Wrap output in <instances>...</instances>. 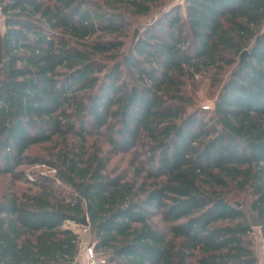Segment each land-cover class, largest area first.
Instances as JSON below:
<instances>
[{"label": "trees", "instance_id": "obj_1", "mask_svg": "<svg viewBox=\"0 0 264 264\" xmlns=\"http://www.w3.org/2000/svg\"><path fill=\"white\" fill-rule=\"evenodd\" d=\"M184 1L127 43L122 9L146 16L153 0H0V175L54 170L0 198V264H74L65 223L84 219L108 264H257L264 0ZM232 66L213 111H190L185 80ZM116 155L128 171L109 169Z\"/></svg>", "mask_w": 264, "mask_h": 264}, {"label": "rangeland", "instance_id": "obj_2", "mask_svg": "<svg viewBox=\"0 0 264 264\" xmlns=\"http://www.w3.org/2000/svg\"><path fill=\"white\" fill-rule=\"evenodd\" d=\"M152 11L149 15H133L131 10L122 9L125 13L126 18L131 23L126 29V35H121L120 40L123 39L127 43L131 41H137L140 37L145 35L149 25L154 23L162 14L171 12L176 7L179 9L181 15L185 14V1L184 0H153ZM0 29L4 31V16L0 11ZM243 53L236 57L237 64H241V57ZM232 67H225L223 69H209L196 77L185 80L184 94L186 100L190 101L188 109L195 111L197 109L205 112H212L214 103L222 89L223 85L227 82ZM206 106H210V110H205ZM96 139H90L89 145L95 144ZM57 145L46 144L37 146L28 151V154L39 158H49L50 154L54 152ZM105 151L108 147L104 146ZM109 163V169H116L118 172L128 171L130 166V156L116 155L111 156ZM20 171L24 172L26 179H15L9 175H0V198L8 194L22 195L23 193H30L37 191V187L34 184L38 177L52 176L54 172L43 165L24 164L19 168ZM58 186H61L57 183ZM66 192L68 188H62ZM242 201V198L238 199ZM253 213L248 211L250 217ZM154 222L158 224L160 228H166L167 225L160 222L159 217L154 218ZM65 227L74 229L80 234V251L74 264H108L106 263V255L104 253L95 251V241L90 231L86 226L74 223H65ZM249 238L253 242L255 254L257 257V264H264V239L261 233V227H253L252 232L249 234ZM89 251H93L95 259L90 261L87 258Z\"/></svg>", "mask_w": 264, "mask_h": 264}, {"label": "water", "instance_id": "obj_3", "mask_svg": "<svg viewBox=\"0 0 264 264\" xmlns=\"http://www.w3.org/2000/svg\"><path fill=\"white\" fill-rule=\"evenodd\" d=\"M247 55H248V51H245V52L243 53L242 57H241V64L244 63V61H245ZM4 69H5L6 73H7L8 75H10V63H9V61H6V62H5V64H4ZM250 222H251L252 227H262V225H263V223L261 222V220H260L255 214H252V215L250 216ZM82 225H84V226H88V221H87V219H84V220L82 221Z\"/></svg>", "mask_w": 264, "mask_h": 264}, {"label": "built area", "instance_id": "obj_4", "mask_svg": "<svg viewBox=\"0 0 264 264\" xmlns=\"http://www.w3.org/2000/svg\"><path fill=\"white\" fill-rule=\"evenodd\" d=\"M210 106H206L205 107V110H210ZM54 172V170H52ZM87 258L90 260V261H94L95 259V256H94V253L93 251H89V253L87 254Z\"/></svg>", "mask_w": 264, "mask_h": 264}]
</instances>
